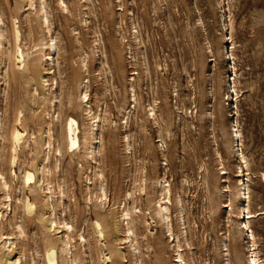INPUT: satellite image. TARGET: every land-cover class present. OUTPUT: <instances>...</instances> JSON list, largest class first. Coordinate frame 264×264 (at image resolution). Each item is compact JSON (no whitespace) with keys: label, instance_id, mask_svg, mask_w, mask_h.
Listing matches in <instances>:
<instances>
[{"label":"rangeland","instance_id":"obj_1","mask_svg":"<svg viewBox=\"0 0 264 264\" xmlns=\"http://www.w3.org/2000/svg\"><path fill=\"white\" fill-rule=\"evenodd\" d=\"M0 25V264H264V0H0Z\"/></svg>","mask_w":264,"mask_h":264},{"label":"bare ground","instance_id":"obj_2","mask_svg":"<svg viewBox=\"0 0 264 264\" xmlns=\"http://www.w3.org/2000/svg\"><path fill=\"white\" fill-rule=\"evenodd\" d=\"M31 1V0H30ZM63 2V1H62ZM46 12V11H45ZM47 13V12H46ZM44 17V19L47 21V19H46V14L43 16ZM45 21V22H46ZM1 26V25H0ZM47 26V25H46ZM225 26V25H224ZM49 28V27H48ZM224 28V27H223ZM228 30V29H227ZM15 35H16V40L17 41H19L20 40V34H19V31L18 30H16V32H15ZM4 36V35H3ZM228 36H229V34H228ZM0 37H2V33H1V30H0ZM230 38V37H229ZM228 38V39H229ZM7 40V39H6ZM55 39H52L51 40V43H49V45H48V50H49V54H48V56H47V58H46V60L47 61H53V55H56L57 54V50H58V48H57V45H56V42L54 41ZM3 41V40H2ZM1 45V44H0ZM17 46V45H16ZM17 49H18V52H19V62L20 63H24L25 62V56H24V53H23V51L19 48V47H17ZM43 49H45V48H43ZM228 50V49H227ZM4 52V51H3ZM228 52V51H227ZM4 55V54H3ZM44 56V55H43ZM231 58V57H230ZM232 59V58H231ZM25 67V64L23 65V68ZM17 74V73H16ZM46 83V82H45ZM231 91L233 92V96H235L236 95V90L234 89V86H233V84H232V86H231ZM35 92H36V90H35ZM84 92V91H83ZM237 96V95H236ZM54 99V98H53ZM83 99L84 100H86L87 101V95H84V97H83ZM136 101V100H135ZM234 101V100H233ZM52 103V102H51ZM88 104V103H87ZM52 105V104H51ZM87 106V105H86ZM32 110V109H31ZM91 112V111H90ZM20 113V112H19ZM18 113V114H19ZM1 115V114H0ZM51 115V114H50ZM56 115H57V113H56ZM93 116V115H92ZM94 116H96V114L94 115ZM55 117V116H54ZM52 118V117H51ZM50 118V119H51ZM69 120H68V122H67V126H66V132H67V134H68V138H67V141H68V148H70L73 152L76 150V149H78V147H79V145H80V140H79V124H78V121L76 120V119H72V118H68ZM97 120V119H96ZM20 121V120H19ZM17 121H15V123H16ZM21 122V121H20ZM92 122V121H91ZM97 122V121H96ZM93 123V122H92ZM51 124V123H50ZM49 124V125H50ZM56 124V123H55ZM2 125H3V122L1 121V116H0V129H2ZM95 125V124H94ZM96 127H98V126H96ZM98 129V128H97ZM100 129V128H99ZM50 131H52V130H50ZM94 131H95V128L93 129V131H92V143H91V145H90V149H91V151H90V154H91V156L92 157H90V158H92L93 160H94V162H96V156L97 155H99L100 154V147H98L97 145L99 144V141H98V137L96 136V134L94 133ZM53 132V131H52ZM47 133V131L45 132V134ZM51 133V132H50ZM48 134V133H47ZM11 142H12V150L15 152V153H17V147L21 144V143H23L22 141L24 140V138H25V135L23 134V133H21L18 129L16 130V129H14L13 131H12V133H11ZM99 136V135H98ZM238 136V135H237ZM48 138V137H47ZM52 139V138H51ZM51 141H46V143H45V145H47L48 146V148L49 147H51V143H50ZM101 142V141H100ZM54 143V142H53ZM44 144V143H43ZM90 144V143H89ZM20 146H22V145H20ZM238 146V145H237ZM10 148V147H9ZM239 150V149H238ZM59 151V150H58ZM69 152V151H68ZM49 151H46V153H44V155H43V159H42V161L43 162H46L48 159H49ZM11 154V153H10ZM72 154V153H71ZM76 154V153H75ZM74 156V155H73ZM90 156V155H89ZM238 156V155H237ZM240 156H242L241 154H240ZM241 158V157H240ZM242 158H243V156H242ZM16 163V157H14V159H13V161H12V164H14V165H16L15 164ZM97 163V162H96ZM42 164V163H41ZM42 166H43V164H42ZM42 166H40V167H38L37 168V172H42ZM96 166V165H95ZM35 167V166H34ZM238 168H239V166H238ZM49 169V168H48ZM240 173V172H239ZM241 174V173H240ZM99 175V174H98ZM225 175V174H224ZM44 176V175H43ZM94 177V176H93ZM22 178H23V180L22 181H24V183L25 184H27V185H33V184H35L36 182H37V178H36V175H35V173L34 172H29V171H26L23 175H22ZM102 178V177H101ZM0 179H2V181H3V186H6L7 187V182H6V180L3 178V175L1 174V172H0ZM90 180V179H89ZM246 183V182H245ZM165 184V183H164ZM23 185V184H22ZM224 185H226V184H224ZM242 185H244V189H243V192H241V196H242V199H244L245 200V204H243V208H242V214H244V220H245V222H243L242 223V225H243V229L248 233L249 231H250V228H249V220H250V218H252L253 217V214L249 211V206H250V199H249V197H248V193L246 192L247 191V186L244 184V183H242ZM166 186V185H165ZM226 187H228V186H226ZM167 188V187H166ZM39 190H42V188H40L39 187ZM162 190V189H161ZM228 190V189H227ZM226 190V191H227ZM45 192H46V202H47V205L50 207V211H49V218H48V222H49V227L50 228H53L54 226H55V224H57L56 223V221L55 220H53L52 218V215H53V206H52V204H51V202H52V199H53V192H52V190H51V187L49 186V185H47V188L44 190ZM224 191V190H223ZM241 191V190H240ZM91 193V192H90ZM168 193H169V190L167 191V195H168ZM6 194V193H5ZM8 194V193H7ZM105 194V193H104ZM62 195H65V192H62ZM8 199H9V197L10 196H8V195H5ZM60 196V195H59ZM129 196V195H128ZM231 196V195H230ZM88 197V196H87ZM227 197V196H226ZM61 198V197H60ZM228 198V197H227ZM165 199V198H164ZM166 199H167V197H166ZM90 200V199H89ZM228 200V199H227ZM10 200H8L7 202H9ZM169 201V200H168ZM168 201H164V203H163V205H161L160 206V209H159V211H158V216L161 218V221H162V223L164 222V224H165V226L167 227V231H169L170 232V218H169V216H168V207L166 206V204H167V202ZM99 202V201H98ZM229 202V201H228ZM2 203V202H1ZM61 203H62V201H61ZM108 204V203H107ZM229 204V203H228ZM8 205V204H7ZM107 206V205H106ZM7 207V206H6ZM24 207L27 209V211L29 212V213H31L33 210H34V206H33V204L27 199L26 200V202L24 203ZM226 207H228V206H226ZM230 207H231V205H230ZM9 208V207H8ZM133 208V207H132ZM229 208V207H228ZM10 209V208H9ZM64 210V209H63ZM106 210V209H105ZM4 211V210H3ZM134 211V210H133ZM34 212V211H33ZM38 212V211H37ZM124 212V211H123ZM6 213V212H5ZM36 213V212H35ZM118 213H119V211H118ZM122 214V213H121ZM5 216H6V214H5ZM4 215H3V213H1L0 212V218L1 217H5ZM63 216V215H62ZM123 216L125 217V219L126 220H128V223H127V225L129 226V222H131L132 221V218H131V212L129 211V210H126V212H124V214H123ZM27 218V217H26ZM3 219V218H2ZM22 219V218H21ZM3 221V220H2ZM66 221V220H65ZM95 221V220H94ZM30 223V222H29ZM21 224V223H20ZM95 226H96V228H97V230H98V233H100V237H104V233H102V231H101V224L97 221V222H95ZM11 227V226H10ZM63 227L64 228H66V235H64L65 237H63V239L61 240V244H62V247L60 248L61 249V252L64 254L65 252L67 253V254H69V251H70V249H68V246H70L71 245V238H70V234H68L69 233V231H73V227L72 226H70L68 223H64V225H63ZM80 227V226H79ZM18 229L19 230H22V227H21V225L18 227ZM17 229V230H18ZM48 229V228H47ZM49 231V230H48ZM47 231V232H48ZM56 231V230H55ZM127 232H128V236H127V239H133L134 237H135V232H133V230H130V229H128L127 230ZM246 234V233H245ZM250 234V233H249ZM24 235V234H23ZM22 236V235H21ZM249 237V239H250V242H251V246L253 247L255 244H254V242H253V240H254V236H253V234H252V232H251V234L248 236ZM4 238V237H3ZM10 239L11 238H8L7 240H9L8 242H6L5 244H4V247L6 248V247H9L10 246ZM81 239H82V241H86V238L82 235L81 236ZM178 241V240H177ZM60 242V241H59ZM124 243H126V242H124ZM82 244V243H81ZM2 246V245H1ZM3 247V246H2ZM3 247V248H4ZM76 247V246H75ZM178 247H180V245L178 246ZM251 247V248H252ZM5 248H4V250H5ZM227 248V247H226ZM9 250V249H8ZM136 250V249H135ZM253 250L254 249H251V252H252V258H251V260H250V262H252V264H260L259 263V260H258V258H257V256H255L254 255V253H253ZM9 255V254H8ZM22 256V255H21ZM89 256V255H88ZM16 257V256H15ZM30 257H32V256H30ZM23 258V257H22ZM179 258H181V255H179ZM15 259V258H14ZM17 260L18 259H15V260H9L8 261V264H16L17 263ZM179 260V259H178ZM21 261V260H20ZM179 262H180V260H179ZM178 262V263H179ZM33 263V262H32ZM45 264H59L58 263V252H57V250L53 247V245H50L49 244V246H48V250H47V253H46V257H45ZM74 264V263H73Z\"/></svg>","mask_w":264,"mask_h":264}]
</instances>
